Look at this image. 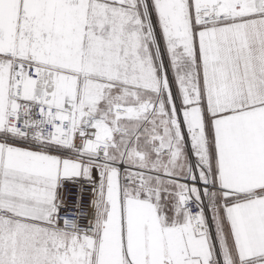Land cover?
Returning a JSON list of instances; mask_svg holds the SVG:
<instances>
[{
	"label": "snow or ice",
	"instance_id": "snow-or-ice-1",
	"mask_svg": "<svg viewBox=\"0 0 264 264\" xmlns=\"http://www.w3.org/2000/svg\"><path fill=\"white\" fill-rule=\"evenodd\" d=\"M0 264H264V0H0Z\"/></svg>",
	"mask_w": 264,
	"mask_h": 264
}]
</instances>
